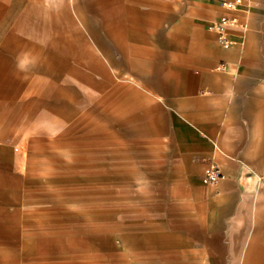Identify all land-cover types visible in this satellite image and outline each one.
<instances>
[{
    "label": "crops",
    "instance_id": "1",
    "mask_svg": "<svg viewBox=\"0 0 264 264\" xmlns=\"http://www.w3.org/2000/svg\"><path fill=\"white\" fill-rule=\"evenodd\" d=\"M83 1L0 0V116L13 113L6 107L19 102L29 84L44 83L38 79L45 78V70L54 74L61 68V53H103L111 45L122 56L159 54L157 93L175 148L192 165L190 202L205 216L197 234L202 247L186 264L242 260L237 245L247 242L245 225L260 209L244 185L243 166L253 162L255 142L264 134V0H245L233 10L223 0H116V30L109 27L110 0ZM81 5L87 22L83 29L76 18ZM224 13L236 20L229 28L235 41L229 48L209 28ZM159 19L170 28L141 33L142 20ZM83 37L84 44H78ZM95 70L101 75L98 81L77 65L67 73L84 84L86 103L92 99L86 86L94 91L104 86V68ZM25 149L26 142L0 140V264H29L30 208L16 198L28 178ZM212 163L224 176L205 183ZM252 233L260 238L259 246L245 260L264 264V226Z\"/></svg>",
    "mask_w": 264,
    "mask_h": 264
},
{
    "label": "rangeland",
    "instance_id": "2",
    "mask_svg": "<svg viewBox=\"0 0 264 264\" xmlns=\"http://www.w3.org/2000/svg\"><path fill=\"white\" fill-rule=\"evenodd\" d=\"M82 7L76 18L83 29ZM109 8V27L116 30V0ZM167 28L161 19L140 22L141 33ZM111 49L61 53V68L45 70L38 79L44 83L29 84L23 98L6 107L13 113L0 116V140L27 145L28 178L16 198L30 208L29 264H186L202 247L197 234L205 216L188 193L192 165L175 148L157 93L159 54L122 56ZM73 65L96 81L95 68H104L102 90L86 86L88 103L84 84L67 76ZM252 160L243 166L244 185L260 209L245 225L247 242L237 245L243 259L225 264H248L247 255L259 246L252 231L264 226V134Z\"/></svg>",
    "mask_w": 264,
    "mask_h": 264
},
{
    "label": "built area",
    "instance_id": "3",
    "mask_svg": "<svg viewBox=\"0 0 264 264\" xmlns=\"http://www.w3.org/2000/svg\"><path fill=\"white\" fill-rule=\"evenodd\" d=\"M245 0H223V6L228 10L236 9L244 3ZM236 23L235 18L229 16L227 13L222 14L217 20L209 24V28L217 33L218 40L225 47L229 48L235 41L230 37L229 28ZM224 68V64H221ZM224 174L220 166L212 163L206 170L203 180L205 183H214L218 181Z\"/></svg>",
    "mask_w": 264,
    "mask_h": 264
}]
</instances>
